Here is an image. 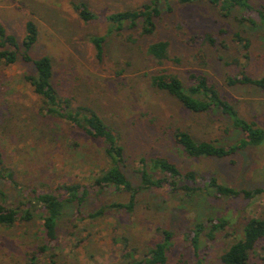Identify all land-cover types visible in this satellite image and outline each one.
<instances>
[{
    "label": "rangeland",
    "instance_id": "1",
    "mask_svg": "<svg viewBox=\"0 0 264 264\" xmlns=\"http://www.w3.org/2000/svg\"><path fill=\"white\" fill-rule=\"evenodd\" d=\"M150 1L0 0V21L20 41L25 36L27 20L37 23L40 36L32 57L50 56L53 83L58 90L95 108L120 134L125 149L124 170L135 186L140 184L137 170L141 157L149 165L152 158L165 157L184 173L196 171L239 190L263 192L253 199H217L211 191L186 197L170 190H141L135 212L128 220L110 210L98 221L80 220L77 206L71 204L59 222L63 264H115L124 246H114V236H126L131 248L145 251L163 240L159 228L175 234L168 264H196L190 242L183 234L199 222L207 224L200 243L204 264H223L222 255L243 237L249 219L264 218V144L228 159L188 157L173 143L176 128L190 132L199 141L215 140L224 145L235 144L242 134L218 112L206 115L187 111L176 98L152 87L150 81V75L166 69L180 77L187 88L190 72H205L244 119L264 129V92L225 83L227 74L239 71L233 63L235 59L246 64L251 76L264 75V28L238 22L243 16L240 9L224 17L207 1L181 4L170 0L172 9L167 11L162 5L154 36H142L138 30L128 28L121 35L108 34L110 13L137 9ZM249 1L264 8V0ZM72 2L87 3L98 19L84 24L73 12ZM206 32L216 35V46L202 39H197L196 44L188 43L193 35L201 37ZM237 32L252 42L250 60L244 59V52L234 41ZM94 36H106L103 63L96 59L90 41ZM156 41L170 42L171 61L163 66L153 63L147 55L148 47ZM201 49L207 55L206 65L199 63ZM119 70L122 73L118 76ZM34 71L32 64L21 59L10 67L0 63V151L5 164L23 185L47 184L53 189L61 184L95 186V179L106 166L103 145L65 121L38 113V98L24 81V76ZM1 192L8 204L21 199L19 191L0 178V198ZM127 201V194L115 187L101 192L94 188L82 211L85 215L102 205ZM210 218L226 219L228 226L212 231V223H207ZM39 225L37 217L9 230L0 229V264H25L24 253L39 243L35 237ZM78 240L83 241L75 247ZM263 245L251 254L253 264H264Z\"/></svg>",
    "mask_w": 264,
    "mask_h": 264
},
{
    "label": "trees",
    "instance_id": "2",
    "mask_svg": "<svg viewBox=\"0 0 264 264\" xmlns=\"http://www.w3.org/2000/svg\"><path fill=\"white\" fill-rule=\"evenodd\" d=\"M204 1L212 4L224 17H229L235 9H240L243 16L238 19V22H249L254 27L264 28V8L253 6L249 0H178L181 4ZM162 5L167 8V11H171L170 0H151L137 9L110 13L107 16L108 34L121 35L128 28L138 30L142 36H154L162 16ZM71 6L73 12L84 24H90L98 19V16L85 2H72ZM39 36V27L33 20H27L25 36L21 41L17 36L9 33L0 21V63L10 67L21 59L25 63L32 64L35 71L26 74L24 81L38 98V113L41 116L65 121L76 131L100 142L104 147L106 166L101 170V175L95 179V186L61 184L54 189L49 188L47 184L39 187L30 186L23 185L17 180L16 173L5 164L0 151V178L5 184L18 190L21 195L19 201L8 204L5 193L1 192L0 229L9 230L18 223H30L37 217L40 220L35 234L39 243L24 253L25 264H63L59 222L71 204L77 206V217L80 220L98 221L104 218L107 210L122 214L128 220L135 212L141 190L156 192L170 190L182 193L186 197H191L197 192L211 191L217 199L241 196L253 199L263 192V189L239 190L221 183L215 176L200 175L196 171L184 173L176 163L165 157L152 158L150 165L145 157H141L140 168L137 170L141 177L140 184L135 186L124 170L126 167L125 149L120 134L103 119L95 108L79 103L74 96L65 95L58 90L53 83L54 67L50 56L36 59L32 57L31 51L37 44ZM128 39L132 40L131 37ZM197 39H202L210 46L218 44L216 35L210 32H206L201 37L193 35L188 43L196 44ZM90 41L95 48L96 59L103 63L106 56V36H94ZM234 41L244 52V59L250 60L251 40L237 32L234 35ZM147 55L153 63L163 66L171 61L170 42L156 41L150 44ZM198 59L201 65L207 64V55L202 49L198 53ZM233 63L238 66L239 71L236 75H226L225 83L228 86H252L264 92V75L253 77L247 73L246 64H242L237 59L233 60ZM121 73L122 70L116 72L118 76ZM189 79L190 84L185 88L181 78L166 69H160L150 75L152 87L176 98L187 111L206 115L218 112L231 123L238 133L242 134V137L235 144L224 145L215 140L199 141L190 132L176 128L173 131L172 140L181 151L191 158L221 160L228 159L249 147L264 144V129L244 119L228 96L222 93L207 73L190 72ZM110 187L126 193L128 201L102 205L98 210L84 215L82 207L94 188H98L101 192ZM207 223H212V231L225 230L228 226V221L223 218H210ZM206 225V222H199L195 228L183 234L184 238L190 242L196 264H204L200 255V243ZM158 232L163 240L149 246L145 251L131 248L126 236H114V246L118 247L119 244L124 246L119 250L121 255L115 264H168L175 234L162 228H159ZM209 236L212 237L211 234ZM82 241L78 240L74 246H78ZM262 244H264V218H251L244 227L243 237L232 244L222 255V263L253 264L251 254L256 252ZM262 249L264 250V245Z\"/></svg>",
    "mask_w": 264,
    "mask_h": 264
}]
</instances>
